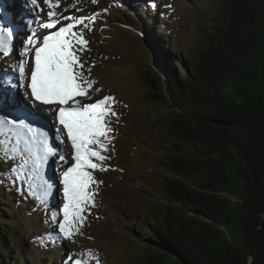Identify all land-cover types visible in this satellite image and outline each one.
<instances>
[{
	"label": "trees",
	"instance_id": "1",
	"mask_svg": "<svg viewBox=\"0 0 264 264\" xmlns=\"http://www.w3.org/2000/svg\"><path fill=\"white\" fill-rule=\"evenodd\" d=\"M219 18L186 61L172 48L145 73L176 142L163 164L172 206L138 219L142 264H264V0H222ZM2 198L0 221L20 206ZM18 224L0 222V264L24 262Z\"/></svg>",
	"mask_w": 264,
	"mask_h": 264
},
{
	"label": "rangeland",
	"instance_id": "2",
	"mask_svg": "<svg viewBox=\"0 0 264 264\" xmlns=\"http://www.w3.org/2000/svg\"><path fill=\"white\" fill-rule=\"evenodd\" d=\"M22 1L25 3V0ZM22 1L11 0L10 4V0H7V11L14 12L20 8ZM80 1L65 0L62 13L71 16L70 7L65 3L76 5ZM102 2L96 10H92L93 15L90 16L95 17L90 31L96 32L95 47L90 53H99L109 62L108 70L103 75L97 74L101 85L114 92L124 89L127 103L115 100L113 105L118 116V119L110 118L113 128L110 135L114 139L109 145L110 150L103 153L110 157L103 162L108 170L93 171L96 180L102 181L97 188L95 206L85 213L86 221L80 234L74 240H67L57 236L58 226L50 219L52 211L63 207L61 182V186H54L49 190V196L44 197L43 191L39 192L36 187L38 173H11L10 169L19 160L0 159V190L5 191L8 203L13 198L20 205H9L10 214L11 211L14 214L1 217L0 222L8 223L18 216L25 223L24 226L18 224L19 229L14 228L18 235H24L22 241L17 239L19 243L15 244V251L23 254L22 264H65L69 255L74 259H83L84 264H96L93 257H98L100 264H142L148 243L138 232V219L151 218L152 210L159 216V210L172 206L165 199L163 186L165 179L172 178L173 174L163 164L176 140L165 126L168 107L149 100L150 93L144 83L145 73L155 66V58L160 66L163 64L162 58H167L168 53L175 57L172 48L176 49L183 61L191 57L201 40L202 31L209 30L220 19L222 0ZM35 9L39 11L40 7ZM79 15L77 17H81ZM39 18L41 22L47 20V13L39 15ZM26 38H20L21 47ZM147 38L152 39L155 48L149 45ZM142 40L151 47L150 51L141 44ZM20 46L16 45V51L10 56L0 54L3 79V73L11 75L13 65L20 59ZM170 61L174 62L173 59ZM17 96L18 100H22L19 93H16ZM54 114L52 112L51 117ZM72 152L73 149H70L65 154L67 160L72 161ZM51 161L54 163L52 175L61 180L56 158ZM70 165H59L61 172ZM50 179L52 182L53 179ZM37 184L42 186L39 182ZM19 195L21 198H17ZM5 199L0 200V208L4 207ZM58 218L62 219V213ZM88 252L93 257H89Z\"/></svg>",
	"mask_w": 264,
	"mask_h": 264
},
{
	"label": "snow or ice",
	"instance_id": "3",
	"mask_svg": "<svg viewBox=\"0 0 264 264\" xmlns=\"http://www.w3.org/2000/svg\"><path fill=\"white\" fill-rule=\"evenodd\" d=\"M44 4L49 9L47 20L41 22L36 17L35 21L28 22L30 31L19 49L20 59L13 65L11 75L3 73L10 83V92L0 94V137H3L0 138V159H18L19 163L10 169L17 174L39 173L49 158L57 155L67 165L65 156L50 143V139L64 142L60 136L62 127L73 149V163L61 172L64 203L62 209L51 212L50 219L58 226L59 238L74 240L85 224V213L95 206L97 188L102 183L96 180L93 171L108 170L103 162L110 157L103 153L110 150L114 139L110 135L113 132L110 118L118 119V116L113 108L116 101L111 95L85 102L91 100L90 92L101 89L95 88V81L86 75L90 70H86L79 53L87 50L89 41L84 38L83 30L77 29L90 31L95 17L64 16L55 11L59 0L55 3L44 0ZM7 6L5 0H0V54L5 57L16 51L14 29L5 23L11 16ZM25 6L39 8L38 0H25ZM62 20L69 22L61 24ZM34 22L42 29L55 30L43 35L41 40L31 27ZM57 25L60 26L57 28ZM16 93L22 100L16 99ZM12 105L22 108L25 115L21 118L7 114L5 109ZM41 105L48 106L47 110ZM52 112L61 126L55 129L54 137L44 127L51 121ZM53 187L45 181L43 196L48 197ZM61 213L62 219H59ZM87 255L93 257L91 252ZM93 258L100 264L98 257ZM65 264H84V260L69 255Z\"/></svg>",
	"mask_w": 264,
	"mask_h": 264
},
{
	"label": "bare ground",
	"instance_id": "4",
	"mask_svg": "<svg viewBox=\"0 0 264 264\" xmlns=\"http://www.w3.org/2000/svg\"><path fill=\"white\" fill-rule=\"evenodd\" d=\"M64 1L65 0H59V7L56 8L55 11L61 12V13L63 12ZM78 1H80V0H78ZM5 2L8 5L7 0H5ZM22 2L23 3L21 4L20 8H18L14 12H11L10 20L5 22V23H7V26L12 27L14 29V36H13L14 46H16V45L20 46L19 45L20 38L22 39L23 37L28 36L29 31H30L28 22L30 20L34 21L36 17H39V15H41L43 13L45 14L49 11L47 5L44 4V0H38V4L40 7L39 11H37L35 8H31V7L29 9L26 8V6L24 5L25 4L24 1H22ZM52 2L55 3L56 0H52ZM9 3L11 4V0ZM100 3H103L102 0H96L95 3H93V0H83V1L76 3L77 6L72 4L73 6L70 5L71 16L77 17V15L79 13L80 14L83 13V16H81V17H86V16L90 17L91 15H93L92 10L94 8L96 10V8L99 7ZM14 4L17 5L18 3L15 2ZM9 6H11V5H9ZM76 8L77 9L79 8V10H75ZM7 9H8V6H7ZM41 9H43V11H41ZM77 12H78V14H77ZM64 16H69V15H64ZM44 21H46V20H44ZM63 22H65L67 24L69 21L62 20L61 23H63ZM23 23H24V26H23ZM31 27L35 28L38 37L41 36L42 33H44V31L41 30L42 28H40L38 23L34 22L31 25ZM80 29H82V27L78 28L77 30H80ZM45 30H48V29H45ZM85 30L83 31L84 32V38L86 40H88L89 43L87 46V50L80 53L81 60H82V62H84L86 70H90V71H86V75L88 76L89 79H92L95 81L94 87L101 89L100 92H96V91L90 92V96L93 99L92 101L94 102L95 100L100 99L105 95H111L112 97H114L115 100H118L124 104H127L125 101L126 100V92L124 91V89H118L117 91L114 92L113 90L102 86L101 80L97 79V74L100 73L101 75H103L104 72L106 70H108L109 62L106 61L99 53H97V54H91L90 53V50L93 47H95V41H96L95 34H96V32L94 30L90 31V32H87L88 30H86V31ZM20 48H21V46H20ZM30 62L32 63L31 60L29 61V64H30ZM4 87H5V89H7V92H5ZM9 92H10V83L8 82V78L4 76V79H3L1 77V74H0V94H8ZM18 98L19 97L17 96L16 99L18 100ZM85 102H89V100H86ZM11 107L13 110L11 109ZM46 107H48V106H46ZM6 111H12L11 116H20L22 118L25 115L24 110L22 108L16 107L15 105L9 106L8 108L5 109V112ZM57 127H61V126H59L58 122L56 121V113H55V118L50 121V130H48L46 128V130L50 134V137H54L56 135L55 129ZM60 136L64 140V142L62 144L59 143L58 141H56L55 139H50V143L52 145H54L55 147H57L60 150V153H62L64 156H66L65 154L68 153V151L70 149H72V147H71L70 141L67 140L66 132H64L62 127H61ZM54 157H59V156L57 155ZM52 159H53V157L49 158L48 162L45 164L44 171L43 172L40 171L41 173H38L39 176L37 175V179H38V180L36 179L37 182L42 184V186H41V185L37 184V182H36V187L39 189V192L44 190L43 185H44L45 181H47L49 184H52L53 186H59L60 185L61 180L59 178H55L53 175H51V170L53 171L52 167L54 165V163L51 161ZM69 162H70V164L73 163V161L68 160V165H70ZM62 164H63V162L58 160V166L57 167H59V165H62ZM59 168L61 169V167H59ZM65 169L66 168H64L63 170H65ZM58 171L61 174V170H58ZM43 173H44V175H43ZM50 178L53 179L52 182L49 181ZM40 179L42 181H39Z\"/></svg>",
	"mask_w": 264,
	"mask_h": 264
},
{
	"label": "water",
	"instance_id": "5",
	"mask_svg": "<svg viewBox=\"0 0 264 264\" xmlns=\"http://www.w3.org/2000/svg\"><path fill=\"white\" fill-rule=\"evenodd\" d=\"M141 44L144 46V48H145L146 50L150 51V48H151V47L147 45V43L145 42V40H144V41L142 40V41H141Z\"/></svg>",
	"mask_w": 264,
	"mask_h": 264
}]
</instances>
